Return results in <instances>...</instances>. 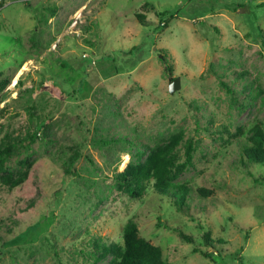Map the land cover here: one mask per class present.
<instances>
[{
	"label": "rangeland",
	"instance_id": "374dc122",
	"mask_svg": "<svg viewBox=\"0 0 264 264\" xmlns=\"http://www.w3.org/2000/svg\"><path fill=\"white\" fill-rule=\"evenodd\" d=\"M255 123L264 0H0V147L18 143L0 168V264H111L96 241L122 244L131 219L172 264H264V164L240 159ZM188 140L173 182L189 211L154 178L134 194L116 179L158 146L183 161Z\"/></svg>",
	"mask_w": 264,
	"mask_h": 264
},
{
	"label": "trees",
	"instance_id": "16d2710c",
	"mask_svg": "<svg viewBox=\"0 0 264 264\" xmlns=\"http://www.w3.org/2000/svg\"><path fill=\"white\" fill-rule=\"evenodd\" d=\"M147 4V3H145ZM139 22H146L145 17L137 15ZM165 63L164 67L167 71H172L171 61H166L165 55H162ZM2 83V82H1ZM225 85L226 82L223 81ZM3 84V83H2ZM42 126V121L39 122L38 127ZM225 130L228 131L226 128ZM223 132V130H219ZM30 141H34L37 135L34 132L29 134ZM121 137V136H120ZM173 138H178L174 135ZM98 142H103L105 139L99 138ZM130 141V139H127ZM18 143L8 140L0 147V168H4L6 158L17 148ZM194 144L188 140L184 149V160H178V153L173 151L170 146H158L154 151L148 153L144 161L139 163H128L123 169L117 170L115 177L120 180L121 184L131 193L141 192L147 182L154 178L153 186L161 194L169 196L171 202L184 212L190 210L194 203L193 191L186 184L173 182V179L183 170L186 166L192 164ZM241 162L246 165V162L264 164V128L260 123H255L251 127V133L241 146L240 152ZM250 174V172L248 171ZM264 178V175L262 176ZM197 193L205 196L208 189L199 187L196 189ZM197 208L203 209L201 204ZM181 238L192 241L189 234L182 230L178 231ZM123 243L110 241L103 243L96 241L98 247V255L104 256L107 253L112 254L111 264H172L170 261L163 258L162 248L144 238L139 231L138 224L134 220H129L123 227L122 231ZM206 242L210 245V238L208 233H205ZM212 241V240H211ZM216 251V249H215ZM208 256V253H203Z\"/></svg>",
	"mask_w": 264,
	"mask_h": 264
},
{
	"label": "water",
	"instance_id": "95a60500",
	"mask_svg": "<svg viewBox=\"0 0 264 264\" xmlns=\"http://www.w3.org/2000/svg\"><path fill=\"white\" fill-rule=\"evenodd\" d=\"M161 56H162V54H160V57ZM179 87H180V79L178 76L169 80L168 89L170 92L175 91Z\"/></svg>",
	"mask_w": 264,
	"mask_h": 264
},
{
	"label": "crops",
	"instance_id": "0c3cea01",
	"mask_svg": "<svg viewBox=\"0 0 264 264\" xmlns=\"http://www.w3.org/2000/svg\"><path fill=\"white\" fill-rule=\"evenodd\" d=\"M145 19H146V18H145ZM243 250H244V248H242L241 253L243 252ZM263 254H264V252L260 251V252H258L256 255H260V256H262ZM222 263H225V264H231L229 261H223ZM242 264H243V263H242ZM244 264H254V261L251 259V260L247 261V262L244 263Z\"/></svg>",
	"mask_w": 264,
	"mask_h": 264
}]
</instances>
